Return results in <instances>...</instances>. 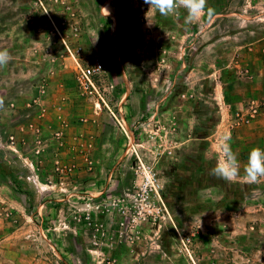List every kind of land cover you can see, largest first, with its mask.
Wrapping results in <instances>:
<instances>
[{
    "label": "rangeland",
    "instance_id": "obj_1",
    "mask_svg": "<svg viewBox=\"0 0 264 264\" xmlns=\"http://www.w3.org/2000/svg\"><path fill=\"white\" fill-rule=\"evenodd\" d=\"M208 6L189 23L143 0H0L11 57L0 67V264H264V180L209 175L221 118L263 64L248 61L264 47V0ZM150 11L162 56L212 47L192 60L210 94L184 68L173 81L170 66H139L125 48L155 41ZM95 59L104 72L91 94L79 69Z\"/></svg>",
    "mask_w": 264,
    "mask_h": 264
},
{
    "label": "crops",
    "instance_id": "obj_2",
    "mask_svg": "<svg viewBox=\"0 0 264 264\" xmlns=\"http://www.w3.org/2000/svg\"><path fill=\"white\" fill-rule=\"evenodd\" d=\"M114 7H112L111 5V10L112 12ZM103 14V13H102ZM129 14V13H128ZM109 18H114L115 19V15L111 12H109L108 15ZM132 16V15H128V18ZM150 23L152 21L153 25H152V30H148V31H152L151 34H144L145 36L152 37L154 42H151V44L146 45V47H125L128 48V51L131 52H138V53H142V60L140 59V61L138 62L139 66L142 67H149V66H153V68L155 69H159L162 65H168L170 66V69L173 70L172 73V79L173 81H176L177 79H181L179 74V68H184L185 70V74L182 77V79H190L192 77H196L194 80V83H201L202 84H206L205 87H203L204 90V94L208 93V82L211 83L212 85V81H208L206 79H202L204 77H200V76H196L195 72L198 71L197 68L195 66H197L195 64H193L194 61V56H193V52L197 53H203L208 51L210 48L212 47H169L168 48V52H167V57L165 58L164 56L161 55V47H159V36H161V32L159 31V28H156L157 25H155L154 22L158 23L157 21V16L154 15V12L150 11ZM156 20V21H155ZM121 24V26L123 25V18H117V24ZM159 31V33H158ZM144 33V32H143ZM160 34V35H159ZM163 36V35H162ZM124 48V47H123ZM217 52L219 47H215ZM166 49V48H163ZM251 49V48H250ZM200 51V52H199ZM71 54H66L65 56V62L69 65V66H74L75 63L78 64L79 60L72 55V52H70ZM96 57H100V54L98 52V50L96 51ZM173 53V54H172ZM183 53L185 54V56L183 57ZM258 54V57L255 56V54ZM172 54V55H170ZM152 55L151 58H149ZM197 57H199V55H196ZM262 58V60H261ZM221 59V56L219 57V60ZM203 59H201V62L198 64L200 66V68H203L206 66V63H203L202 61ZM217 60V67H221L219 64L223 63V60L221 59V61ZM249 66H251L252 63L255 62V66H257L258 62L263 61L261 64L262 66L260 67V69H257V72L254 71V73H251L252 75H250L249 77H247L248 81L245 82L244 87L238 89L237 94L239 96L238 101L235 103L234 105V109L238 112L241 111L244 114L247 113L248 111V102L251 101V99H256L255 102L258 101H262L264 100V47H254L253 48V53H251V55L249 56ZM116 67L119 70V75L118 78L125 84L127 85V82H133L131 79H129V76L127 74H125L124 70H123V62L121 60V58L119 57L118 60L116 59ZM251 62V63H250ZM149 63V64H148ZM164 63V64H163ZM128 64V63H127ZM221 65H225L224 63ZM128 68V67H127ZM170 79V78H169ZM171 80V79H170ZM201 80V81H200ZM205 80V81H204ZM216 83L217 85H219V81L218 82H213ZM131 93V88L129 89L128 87H126V89H124V95L126 97L129 96V94ZM223 97V96H222ZM260 99V100H259ZM227 108L231 107V105H229V103L226 104ZM248 106V107H247ZM228 110V114L226 113V119L224 120L222 117L221 118V122L220 125H224V131H228L231 132V141L236 142V146L234 147V151L238 154V159L240 162V167H241V178H244V172L243 169L245 168L246 164H247V158H248V154L250 152V150L254 147H260L262 149H264V115H259V116H255L253 118H251L249 120L248 123H244V124H236V121L234 119V115L232 114L233 110L230 108L226 109ZM230 115H233L231 118L229 117ZM229 120H228V118ZM227 124V125H226ZM226 125V126H225ZM230 127L232 129H237V130H231ZM221 128H219L220 130ZM226 129V130H225ZM218 130V131H219ZM222 133H218L216 135V138L219 140V138L221 137ZM217 140V141H218ZM261 181L264 180V177L260 178ZM259 180V182H261Z\"/></svg>",
    "mask_w": 264,
    "mask_h": 264
},
{
    "label": "clouds",
    "instance_id": "obj_3",
    "mask_svg": "<svg viewBox=\"0 0 264 264\" xmlns=\"http://www.w3.org/2000/svg\"><path fill=\"white\" fill-rule=\"evenodd\" d=\"M149 9L155 10L160 16L176 15L181 9L186 13V21L191 23L204 15L211 16L214 9L208 6V0H143ZM11 59L8 50H0V67L7 65ZM4 105V98L0 97V108ZM221 158L209 170V175L217 180L232 182L241 174L238 154L231 144V132L226 131L218 140ZM244 180L248 184L257 183L264 177V149L254 147L250 150L247 164L243 169Z\"/></svg>",
    "mask_w": 264,
    "mask_h": 264
},
{
    "label": "built area",
    "instance_id": "obj_4",
    "mask_svg": "<svg viewBox=\"0 0 264 264\" xmlns=\"http://www.w3.org/2000/svg\"><path fill=\"white\" fill-rule=\"evenodd\" d=\"M104 72V65L100 59H95L91 65L86 67H80L79 69V79L83 87L93 94L96 90L93 78L95 76L101 75ZM264 115V100L252 103L246 114L238 111L234 114V119L236 124L248 123L249 120L255 116Z\"/></svg>",
    "mask_w": 264,
    "mask_h": 264
}]
</instances>
